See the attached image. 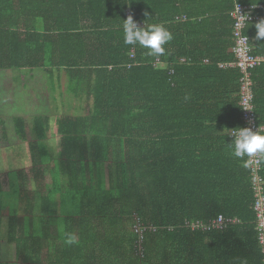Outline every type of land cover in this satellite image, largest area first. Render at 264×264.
I'll return each instance as SVG.
<instances>
[{
    "label": "trees",
    "instance_id": "trees-1",
    "mask_svg": "<svg viewBox=\"0 0 264 264\" xmlns=\"http://www.w3.org/2000/svg\"><path fill=\"white\" fill-rule=\"evenodd\" d=\"M23 1L0 0V72L32 74L25 86L56 108L74 99L89 108L57 118L58 151L49 115L34 118V140L26 118L15 117L32 173L8 163L6 190L0 175V226L8 216L21 264H264L252 171L232 155L226 134L245 127L242 74L219 67L236 59V4L264 0H203L215 6L200 10L179 8L180 0ZM129 15L140 27L171 31L165 55L124 43ZM256 23L248 34L264 57ZM253 79L264 127V64ZM220 216L241 223L226 231L189 226ZM67 234L75 243H65ZM1 257L0 249L4 264Z\"/></svg>",
    "mask_w": 264,
    "mask_h": 264
},
{
    "label": "rangeland",
    "instance_id": "rangeland-1",
    "mask_svg": "<svg viewBox=\"0 0 264 264\" xmlns=\"http://www.w3.org/2000/svg\"><path fill=\"white\" fill-rule=\"evenodd\" d=\"M24 71H26L27 74L30 72L29 70ZM41 73L42 72L40 71H36L35 76L38 75L42 78ZM31 75L32 74L28 75V77H25L23 70L21 73L10 70H2L0 72V175H4L1 180L3 190L8 188L5 175L9 169L8 163L12 166L11 169H26L28 172L32 173L30 144L29 142L25 143L20 141L19 137L15 134L16 116L26 118L30 127L31 140H34L36 138L32 129L34 125V118L39 115H49L52 121V129L51 133L49 134V139H52L51 144L53 145L54 149L58 151L57 147L60 144V141L59 135L57 134V118L69 115L84 116L87 114L89 108L88 104L84 102V99L80 101L74 99L73 106L59 105L57 108L50 102L49 104L44 103L45 97L36 96V94L33 93L34 90H32L33 88L31 85L25 86L26 81L29 80V82H31ZM66 80L67 78L63 73L62 80L60 81V92L64 93L65 98H67V95L65 94ZM36 85H38L39 88H42V83H36ZM29 94L30 97L36 96L35 99H37L42 104L35 105L29 98ZM32 183L33 189H35L36 183L34 180ZM48 185H51L50 180L47 186ZM6 220L8 219H5V221ZM6 224H4L0 229L2 261L4 264H21L18 257L17 246L15 244H10L7 241L8 230ZM5 233L7 234V237H5Z\"/></svg>",
    "mask_w": 264,
    "mask_h": 264
},
{
    "label": "built area",
    "instance_id": "built-area-1",
    "mask_svg": "<svg viewBox=\"0 0 264 264\" xmlns=\"http://www.w3.org/2000/svg\"><path fill=\"white\" fill-rule=\"evenodd\" d=\"M261 7L257 5H246L243 3L236 4L234 10L230 13V16L234 20L235 30V61L221 64L223 68L238 69L242 74L241 77V106L243 108V115L245 120V127H250L252 130H257L258 127L264 128L258 123V116L255 112V93H254V79L253 71L264 64V57L254 54L253 39L247 34V30L253 22L262 19V15L259 14ZM242 16H246L247 20H241ZM239 25V26H238ZM259 157H257L258 159ZM251 182L254 192V214L256 218L258 240L262 252L264 253V177L262 176L263 162L260 164H254L250 167ZM241 221L238 218H228L220 216L219 218L212 220L209 223L203 221H197L189 224L193 229H200L205 231H226L233 226L240 224Z\"/></svg>",
    "mask_w": 264,
    "mask_h": 264
},
{
    "label": "clouds",
    "instance_id": "clouds-1",
    "mask_svg": "<svg viewBox=\"0 0 264 264\" xmlns=\"http://www.w3.org/2000/svg\"><path fill=\"white\" fill-rule=\"evenodd\" d=\"M145 16L149 14L144 13ZM241 20H247L246 16L239 15ZM150 17V16H149ZM239 26V25H238ZM257 41L264 40V19L255 24ZM123 40L126 45H137L147 49L146 55L150 57H160L165 55V45L173 39V34L163 23L145 24L144 27L138 26L131 15L123 20L122 24ZM189 97L185 96V100ZM228 135L233 137L229 144L233 148L232 155L242 161V166L250 168L254 164L264 162V128L258 127L252 130L250 127H237L232 129ZM257 157H259L257 159ZM66 244L75 243V236L67 234Z\"/></svg>",
    "mask_w": 264,
    "mask_h": 264
},
{
    "label": "crops",
    "instance_id": "crops-1",
    "mask_svg": "<svg viewBox=\"0 0 264 264\" xmlns=\"http://www.w3.org/2000/svg\"><path fill=\"white\" fill-rule=\"evenodd\" d=\"M199 1H203V0H180L179 2H175L176 3V5L179 7V8H182V7H185V6H188V7H192L191 9H198V10H200V8H204V9H209V8H213V6H215V4L212 2V1H210V2H206V4L205 5H200L199 4ZM24 2V5H27V2H28V0H24L23 1ZM199 5V6H198ZM249 5H254V4H249ZM200 6H202V7H200ZM257 6H259V7H261V10H260V15H262V18H263V14H264V5L263 4H257ZM231 17V16H230ZM231 19H232V17H231ZM233 20V19H232ZM256 22H259L258 20L256 21ZM256 22H253L252 23V25L254 24V23H256ZM233 23H234V20H233ZM251 25V24H250ZM251 25V26H252ZM250 27V26H249ZM234 30H235V24H233V27H232V33H233V39H234ZM248 30H249V28H248ZM248 30H247V34H248ZM249 35V34H248ZM250 36V35H249ZM251 37V36H250ZM252 38V37H251ZM253 39V38H252ZM254 40V39H253ZM234 42H235V39H234ZM234 47H235V45H234ZM234 47L231 49V52H233V50H234ZM234 53V52H233ZM256 55V54H255ZM259 56V55H258ZM206 63H207V61H206ZM219 67L220 68H223V67H221V64L219 65ZM234 69V68H233ZM10 69H8L7 71H9ZM10 71H12V70H10ZM16 72V71H15ZM37 96V95H36ZM35 96V97H36ZM35 97H29L30 99H31V101L35 104V105H40V104H42V103H40L37 99H35ZM230 131H227V133L226 134H228ZM230 136V135H229ZM61 140V136H59V141ZM49 180H50V182H51V179H49L48 178V180L46 179V184H48V182H49ZM5 219H8V216H6V217H3L2 218V225L0 226V229H1V227L4 225V224H6L7 222H8V220H6L5 221ZM7 225V224H6ZM7 230H8V233H9V229H8V226H7ZM1 232V231H0ZM7 232V231H6ZM5 237H7V234L5 233ZM7 241H8V238H7ZM0 242H1V240H0ZM8 243H9V241H8ZM12 244V243H11ZM16 245V244H15ZM55 245H57V246H59L60 245V242H58L57 244L55 243ZM17 246V245H16ZM0 249L2 250V245H0ZM47 252H48V249H46L45 250V255L47 254ZM2 254V253H1Z\"/></svg>",
    "mask_w": 264,
    "mask_h": 264
}]
</instances>
